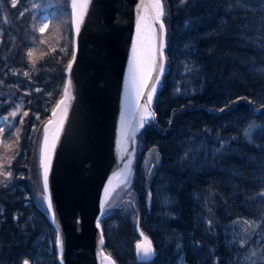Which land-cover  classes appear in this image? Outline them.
Instances as JSON below:
<instances>
[{"label": "trees", "instance_id": "obj_1", "mask_svg": "<svg viewBox=\"0 0 264 264\" xmlns=\"http://www.w3.org/2000/svg\"><path fill=\"white\" fill-rule=\"evenodd\" d=\"M162 1L166 70L153 103L155 118L137 135L130 184L115 192L101 218L105 250L117 264H174L172 247H166L161 230L152 227L163 210L154 182L163 177L177 185L174 204L168 207L175 218L165 227L196 241L207 256L204 264H220L240 254L238 248L222 244L225 223L260 215L264 226V197L259 195L264 192V147L254 145L259 140L250 144L242 139L246 120L264 122L258 112L264 105L258 94L264 75L252 70L264 63V16L252 14L242 0ZM45 12L49 19L65 13L64 27H47L40 33L36 20ZM29 48L35 50V68L26 55ZM72 52L70 0H17L16 7L11 0H0V117L17 104H23L21 113L29 112L22 125L20 115L13 121L21 128L19 155L12 162L7 187L0 184V228L12 203L9 196L18 199L20 207V187L28 188V173L33 175L35 166L40 170L43 125L61 96ZM251 106L256 107L254 112ZM33 113L41 119L31 137ZM4 123L0 120V126ZM150 148L158 153L159 162L147 184L144 157ZM15 151L13 142L7 154ZM38 212L49 223L47 209ZM111 221L116 222L113 228ZM137 227L152 241L151 260L136 258L134 246L141 238ZM8 237H0V264H19L25 254L16 239ZM188 260L195 264L191 257Z\"/></svg>", "mask_w": 264, "mask_h": 264}, {"label": "water", "instance_id": "obj_2", "mask_svg": "<svg viewBox=\"0 0 264 264\" xmlns=\"http://www.w3.org/2000/svg\"><path fill=\"white\" fill-rule=\"evenodd\" d=\"M144 2L148 3L149 0ZM140 3L141 0H90L78 33L72 16L73 52L68 62H71L72 67L70 71L67 67L65 69L62 93L56 104L63 98L64 86L69 80L72 83L71 98L66 101L69 106L64 130L54 150H49L48 153V191H44L45 196H50L52 201V209L49 210L45 199L48 221L54 228L56 237L58 232L62 237L63 264H107L99 255L101 251L106 255L110 254L105 250L100 221L106 212L107 201L111 202L113 193L119 186H128L130 183L137 135L155 118L153 103L166 70V25L162 17L165 25L162 38L164 70L162 73L158 69L153 71L151 75L153 78L159 76L158 82L149 79V87L144 88L140 96H135L128 77L129 62L133 57V42L137 40V17L149 16L151 11L138 12ZM153 28L155 43L159 45V23L153 24ZM149 37V30L142 24L141 38L147 45ZM153 83L156 90L148 105V111L153 115L147 116L143 106L147 103V94ZM142 116H147L143 126L140 123ZM122 127L125 133L123 136ZM43 129L39 167L44 189V169L41 167V155L44 150ZM51 143L50 128L49 146ZM106 186L109 188V194L102 214L101 201L105 200ZM137 229L141 236L140 228ZM101 235L104 241L102 245ZM143 239L141 236L138 242ZM136 244L134 252L138 261L153 258L154 255L150 259L139 256ZM55 247L58 262L61 264V252L56 240ZM110 257L117 264L114 256L110 254Z\"/></svg>", "mask_w": 264, "mask_h": 264}, {"label": "rangeland", "instance_id": "obj_3", "mask_svg": "<svg viewBox=\"0 0 264 264\" xmlns=\"http://www.w3.org/2000/svg\"><path fill=\"white\" fill-rule=\"evenodd\" d=\"M55 1V0H52ZM232 1V0H231ZM244 1V7L246 9L253 10L252 14L255 15H262L264 16V0H242ZM229 2V0H228ZM238 4V3H237ZM51 19V18H50ZM48 13H42L36 20V27L39 29L40 26H42L45 22L48 24V29L53 28H62L66 24L67 16L66 14H55L52 16V19L50 22ZM264 19V18H263ZM257 25V24H256ZM258 26V25H257ZM261 26H260V32H261ZM253 71L258 72L262 75H264V63L256 65V67L252 68ZM37 88H35L36 90ZM263 91L259 92L261 101H264V88ZM262 107V106H261ZM203 109H207L206 107H202ZM256 110V107L251 106V111L254 112ZM260 114L259 117L262 119L264 118V107L261 108L260 111H258ZM36 116L41 117L38 113L32 114V120L34 123H32L30 128V134L31 137L33 135V132L36 130L37 122L40 121L36 119ZM248 121L243 126L242 130V139L247 143H256L258 140V145L254 144L257 148L264 147V122L261 121L258 118H253L246 120ZM250 125H254V127L250 128ZM168 131L170 130L167 129ZM248 132L249 135H245V133ZM29 134V136H30ZM244 137V138H243ZM262 140V141H260ZM13 141L11 142V145ZM28 143V141H27ZM1 151L4 152V148L2 146ZM11 148V147H10ZM10 148L7 150V152L10 150ZM25 154L26 151L23 152V162L25 161ZM22 162V163H23ZM145 164V171H146V183L149 184L150 179L152 178L153 172L155 167L157 166L159 162V155L156 152L155 149L150 148L148 152L146 153L144 157ZM35 172L28 173V188H21L19 191H21V196L23 198V202L25 206H27V209L35 208V210L38 212L39 208L36 204H42L43 201L41 199V190L43 191L42 186V180H41V169L38 170L37 166H35ZM36 173V174H34ZM130 184V183H129ZM176 183L171 181L170 179L161 178V180L154 182V190H155V197L157 201L163 206V210L160 211L157 217L159 221H156V225H152V227L157 228L158 230H161L162 235L164 236V241L167 246H171L173 250V259L174 264H188V257H191L195 264H204L205 258L207 256H204L203 254L198 253V246L197 242H193L192 238L185 239L184 236L181 234V232L174 228L165 227L166 222L168 219L175 218L173 212L170 211L168 208L169 204L168 202L173 199L174 196V186ZM177 186V185H176ZM127 187V186H126ZM126 201L130 202L131 199L127 198ZM110 202L107 201L106 209L108 208V204ZM133 203V201H131ZM31 206V207H30ZM29 213V212H28ZM39 213V212H38ZM40 214V213H39ZM26 215V214H25ZM23 215L22 222L19 223L16 226V229L13 231L15 233V236L13 239H16L17 247L21 246L22 259L27 258L32 261V264H59L57 259V250L55 247V240H56V233L53 227L50 225V223H46L44 219H42V216L35 215L34 214L28 216L25 218ZM21 217V214L15 213L14 219H19ZM256 221L257 223L261 224V227L259 228H248L247 232L244 231V229L247 227L243 223L240 224H234V221ZM163 221V222H162ZM116 222L111 221V228H113L116 224ZM113 238H116L113 236ZM242 239H246L247 243L244 245V247L240 246V241ZM223 241L230 247L234 248L237 247L241 249V253L233 256L231 258L225 259L220 264H251V260H255L256 264H264V226L262 224V219L260 215H252L249 217H242V218H236L233 219L223 226ZM187 250L189 252H187ZM255 250L257 252L256 257H251L250 253ZM21 254V253H20ZM19 254V255H20ZM15 258H18L14 255ZM248 259H245V258ZM21 262L19 264H21Z\"/></svg>", "mask_w": 264, "mask_h": 264}, {"label": "snow or ice", "instance_id": "obj_4", "mask_svg": "<svg viewBox=\"0 0 264 264\" xmlns=\"http://www.w3.org/2000/svg\"><path fill=\"white\" fill-rule=\"evenodd\" d=\"M181 3H184L185 0H180ZM90 3V0H71V7H72V16H73V23L76 26V32H79V25L83 22V17L87 12L88 5ZM12 7H16L17 0H11ZM151 10L149 13V16H141L138 15L137 17V40L133 42V57L129 62V77L128 82L131 83L133 87L136 88L137 96H140L143 93V89L149 87L148 80L154 79L156 82L159 80V76H156L155 78L152 77L151 73L153 71H156L158 69L159 72H163V35L165 32V25L163 23L162 17L165 15L164 7L162 0H149L148 3H145L144 0H141L140 5H138V12L142 11H148ZM23 15V13H21ZM159 23V32L161 37V42L159 45L155 43V29L153 28V24ZM144 24L146 28L149 30L150 37H149V45L147 49V54L145 57H141L137 53V45L138 43L143 47V40L141 38V25ZM48 27L47 22H45L42 26L39 27L38 31L40 33H43L44 30ZM35 39V38H34ZM40 43H43V40L40 41ZM34 49L29 48L26 52L27 57L29 60L32 61V67L35 68V61L33 60L34 55ZM61 51H64V49H61ZM73 59L75 57L73 56ZM72 64L71 62L67 65V70H71ZM264 71V70H262ZM15 74V73H13ZM23 75L25 77H29V72H24ZM0 83H3V81H0ZM71 88L72 83L71 80L68 81V83L64 86L63 90V98L56 104V107L52 110V117L49 118L47 124L44 125V150L42 151L41 155V167H43V181H44V191L47 193L48 191V170H49V164H48V153L49 150H54L56 142L60 138V134L64 130V122L67 118V109L68 104L66 101H68L71 98ZM155 83L152 84L148 94H147V103L143 106L145 111L147 112V116H152L153 113L148 111V105L152 101V95L155 92ZM36 91H41V89L37 88ZM51 96V93L48 94ZM247 99V98H244ZM249 103H252L251 101H248ZM30 103V102H29ZM63 106V107H62ZM264 107V105H262ZM23 108V104H17L15 108L8 113V115L0 117V120L4 121V126H0V146L4 148V152L0 154V177H4V180L0 181V184L7 187L6 181L10 179L13 176V172L11 171V165L12 162L16 159V156L19 155V133L21 132L20 127H14L13 121H15L16 117L18 115L21 116L19 120V124L24 123L23 117H27L29 115L28 111H23L21 113V110ZM220 111H224V109H220ZM59 113V115H58ZM147 116L141 117V126H143V123L145 119H147ZM36 119L39 120L40 117L36 116ZM121 122L123 125V114L121 115ZM250 128L254 127V125H250ZM51 128L52 132V143L49 146V131ZM121 135H125L123 131V127L121 130ZM245 135H249L248 132L245 133ZM13 137H15L14 143L16 144V151L12 155L7 154V150L11 147V142L13 141ZM115 175V173H114ZM111 183V180L109 181ZM105 194V200L101 201V210L103 214L104 206L106 203V198L109 194V188L106 186L104 190ZM261 197H264V192L259 193ZM45 199L48 202V208L49 210L52 209V201L50 196H45ZM53 219L55 217L53 216ZM211 223V221L209 222ZM234 224H240L243 223L247 227L244 229L245 232H247L248 228H259L261 227V224L257 223L256 221H248V220H237L233 222ZM97 227H99V223L97 224ZM141 236L144 237V239L136 244V250L137 254L139 256H142L145 259H150L154 254L155 250L152 246V242L144 236V234L141 232ZM104 243L103 236L101 235L100 244L102 245ZM247 243L246 239H242L240 241V246L244 247V245ZM56 245L60 249L61 252V264H63V258H62V252H63V241L62 237L57 233L56 237ZM101 257L103 258V261H106L107 264H115V261H113L110 257V254L106 255L103 251L99 253ZM251 257H256L257 252L253 250L250 253ZM245 259H248L247 257ZM264 259V257H262ZM21 264H32V261L30 259H23ZM251 264H256L255 260H251Z\"/></svg>", "mask_w": 264, "mask_h": 264}, {"label": "bare ground", "instance_id": "obj_5", "mask_svg": "<svg viewBox=\"0 0 264 264\" xmlns=\"http://www.w3.org/2000/svg\"><path fill=\"white\" fill-rule=\"evenodd\" d=\"M147 49H148V45H147V43H146V41H143V47H141V45L139 44V53H138V55L139 56H141V57H145L146 56V54H147ZM132 92H133V95H135V96H137V91H136V88L135 87H133L132 86ZM243 136V135H242ZM244 138V137H243ZM120 187H126V184H124V185H121V186H119V188ZM115 194V192L113 193V195ZM41 195V199H42V201H43V203L42 204H36L37 206H38V208L40 209V208H47L46 207V201H45V193H44V189H43V191H42V194H40ZM112 195V196H113ZM9 198H10V200L12 201V203L10 204V206H9V209L7 210V212H6V214H5V218H6V221H5V223L2 225L3 227H1L0 228V237H4V236H8L9 235V237H8V239L11 237V238H13L14 236H15V233H13V231L16 229V226L19 224V223H21L22 222V218H23V215H25L24 217L25 218H27L28 216H30V215H32V214H34L33 216H35V215H37L38 214V212L35 210V208H30V209H27L28 207V205L27 206H25V204H24V202H21V204H20V207H18V204H19V202H18V199H16V198H12V196H9ZM173 199H174V197H173ZM173 199H172V201L170 200L169 202H168V204L170 205V206H172L173 204H174V201H173ZM111 201L113 200V198H111L110 199ZM168 205V206H169ZM31 207V206H30ZM1 211V210H0ZM20 213L21 214V217L19 218V219H14V214L15 213ZM29 212V213H28ZM4 216V215H3ZM226 224V223H225ZM224 226V225H223ZM223 226H222V232H221V241H222V244L225 246V247H227V248H229V246L223 241ZM204 244H206V243H204ZM237 248V247H236ZM239 249V248H238ZM240 250V253H241V249H239ZM188 251V250H187ZM189 252V251H188ZM198 253H199V255L201 254L200 253V249L198 248ZM173 255H174V253H173ZM238 255V254H237ZM236 256V255H235ZM173 261H174V259H173ZM175 262V261H174ZM192 262H194V260L192 259ZM176 263V262H175ZM195 263V262H194ZM188 264H192L191 262H189V260H188Z\"/></svg>", "mask_w": 264, "mask_h": 264}]
</instances>
